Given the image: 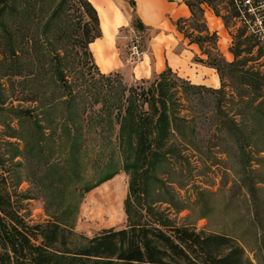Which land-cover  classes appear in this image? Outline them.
Masks as SVG:
<instances>
[{
	"label": "rangeland",
	"instance_id": "rangeland-1",
	"mask_svg": "<svg viewBox=\"0 0 264 264\" xmlns=\"http://www.w3.org/2000/svg\"><path fill=\"white\" fill-rule=\"evenodd\" d=\"M33 2L34 9L15 17L19 29L24 28L22 43L19 38L15 44L18 74L9 73L0 37L1 192L12 208L31 223L58 221L74 243L137 222L221 232L240 243L253 263L264 264V150H258L264 145V115L247 109L246 99L239 100V93L252 94L250 86L238 81L241 71L231 78L225 70L230 124L223 125L226 117L211 109L216 94L204 91L201 100L191 104L195 122L182 128L183 135L171 136L165 156L135 159L119 140L116 120L105 119L103 105L122 84L135 88L146 84L132 75V66L149 53L151 30H137L131 22L118 27L114 37L124 64L108 74L91 64L76 41V24L85 14L75 0ZM215 4L221 14L230 8L223 0ZM17 5L25 7V0ZM201 6L208 27L217 32L218 49L233 60L230 47L240 22L230 17L225 24L211 6ZM259 6L264 0L253 8ZM0 15L11 23L6 10ZM195 15L187 17L185 30H192ZM5 27L0 26V33ZM259 28L264 31V26ZM176 49L186 52L191 70L211 67L201 81L192 77L193 83L221 86L218 71L198 60L205 54L197 43L185 38ZM247 64L264 68L253 59ZM213 73L219 77L216 86L208 81ZM29 113L40 125L37 133L42 139L37 144L28 136L35 128ZM13 130L22 137L10 136ZM74 134L79 140L73 146Z\"/></svg>",
	"mask_w": 264,
	"mask_h": 264
},
{
	"label": "trees",
	"instance_id": "trees-1",
	"mask_svg": "<svg viewBox=\"0 0 264 264\" xmlns=\"http://www.w3.org/2000/svg\"><path fill=\"white\" fill-rule=\"evenodd\" d=\"M33 1L37 0H25V7L17 5L18 0H4L0 4V14L2 10H6L11 19V23H7V19L0 15V26H8L0 33V37L4 44L2 53L9 60L11 75L19 73V54L15 44L17 39L21 38L20 43L24 39V28L19 29L15 17L17 13L25 12L24 9H34ZM215 1L185 0L191 15L196 12L198 15L194 16L190 31L183 27L188 18H177L175 25L189 42L197 43L205 54L204 58L198 57V60L218 71L222 81L220 87L193 83L166 66L153 73L152 77L141 78L140 81L146 84L139 88L122 84L103 105L106 110L105 119L109 122L116 120L118 123L119 140L129 149V156L141 158L142 161L165 156L168 150L164 146L171 136L175 133L183 135L182 128L195 122L190 113L191 104L204 91L216 94V105L213 104V98L209 101L214 105L211 109H219L226 117L222 120L223 125L230 124L229 121L233 120V116H229L232 106L230 100H226L224 90L227 69V75L231 78H236V73L241 71L238 81L251 88L249 90L252 94L247 96L246 93H239V100L246 99L247 109L259 110L264 115V68L247 64L248 59H253L264 65V58L259 60L264 56V31L259 28L264 26V6L253 8L263 0H253L242 5L244 16H240V10L232 0H223L230 8H225L226 14H221ZM75 3L81 14H85L77 21L76 41L91 60V64L96 66L89 42L101 35L98 12L90 0H75ZM202 3L211 6L215 14L224 19L225 24L230 17L240 22L230 47L233 60H227L218 49L217 32L215 29L210 30L203 18ZM131 25L140 31L148 30V26L136 15L131 19ZM194 30L197 32L193 34ZM254 46L257 47L255 50ZM106 73L103 74L108 75ZM63 78L61 75L60 79ZM219 93L222 95H218ZM71 95V99L76 96L73 93ZM32 115L29 113L28 118L35 128L28 136L37 144L40 143L42 135L37 133L40 125L38 119L34 118L35 115ZM214 122V118L209 117V123ZM20 135L14 130L10 134L21 138ZM262 138L264 141V129ZM70 140L74 146L79 137L74 134ZM258 150H264V145ZM2 185L3 179L0 175V264H255L245 254L243 246L232 236L221 232L196 230L184 224L171 225L165 229L156 224L131 223L101 230L84 241L74 243L68 238L66 227L56 220L31 223L24 219L12 208L9 197L1 192Z\"/></svg>",
	"mask_w": 264,
	"mask_h": 264
},
{
	"label": "crops",
	"instance_id": "crops-1",
	"mask_svg": "<svg viewBox=\"0 0 264 264\" xmlns=\"http://www.w3.org/2000/svg\"><path fill=\"white\" fill-rule=\"evenodd\" d=\"M90 1L98 12L101 35L89 42V49L100 71L120 70L123 66L114 34L118 27L129 24L135 15L148 26L151 35L148 39L149 53H145L143 59L132 66L134 77H149L153 72L169 66L188 80L194 77L196 81H201L204 72L211 68L201 65L200 71L191 70L186 52L176 49L177 43L185 41L186 37L177 29L175 20L191 15L185 0H133V3L131 0ZM208 81L216 86L219 77L213 73Z\"/></svg>",
	"mask_w": 264,
	"mask_h": 264
},
{
	"label": "built area",
	"instance_id": "built-area-1",
	"mask_svg": "<svg viewBox=\"0 0 264 264\" xmlns=\"http://www.w3.org/2000/svg\"><path fill=\"white\" fill-rule=\"evenodd\" d=\"M233 1V3L236 5V7H238L239 8V10H240V16H244V14H243V9H242V5H246V4H249V3H251V1H253V0H232ZM250 9V8H249ZM135 46V44L133 43L132 44V47H134Z\"/></svg>",
	"mask_w": 264,
	"mask_h": 264
}]
</instances>
